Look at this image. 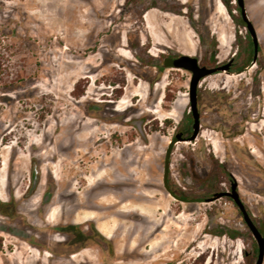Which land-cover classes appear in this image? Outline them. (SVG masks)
Listing matches in <instances>:
<instances>
[{
	"label": "rangeland",
	"instance_id": "1",
	"mask_svg": "<svg viewBox=\"0 0 264 264\" xmlns=\"http://www.w3.org/2000/svg\"><path fill=\"white\" fill-rule=\"evenodd\" d=\"M232 3L230 13L222 0H0V264H255L256 239L230 196L183 201L173 189L206 199L236 180L264 234V0H245L256 62L253 52L243 71L201 81L200 132L174 144L173 194L164 184L167 148L193 122L191 73L164 58H236L250 33ZM189 14L195 52L175 21L189 26ZM54 225L110 236L85 239L89 254L72 258L66 234L65 258L50 260ZM155 226L145 257L116 258L125 235L141 242Z\"/></svg>",
	"mask_w": 264,
	"mask_h": 264
},
{
	"label": "water",
	"instance_id": "2",
	"mask_svg": "<svg viewBox=\"0 0 264 264\" xmlns=\"http://www.w3.org/2000/svg\"><path fill=\"white\" fill-rule=\"evenodd\" d=\"M237 6H238V11L241 16V18L246 22L247 28L249 30L253 46H254V57L249 64L248 67L252 66L257 59L258 52H259V40H258V35L256 32V29L254 27L253 22L251 21L246 5H245V0H237ZM234 61V58H230L227 62L217 64L215 66H208L206 64H201L200 60L197 56H193L190 54L182 53L178 56H166L164 58V67H173V68H179V69H184L187 70L191 73V79H190V84H189V99H190V105H191V111H192V117H193V122H192V134L188 137L184 136L182 132H178L174 138L171 140L166 156H165V165H164V184L166 186V189L172 193V190L169 186L168 183V176H169V168H170V156L172 153V148L174 144L178 141L182 140H194L196 139L197 135L200 132L201 128V121H200V112L198 108V88L201 83V81L207 77L208 75L218 73L221 71L225 72H230L231 65ZM243 69L240 70L243 71ZM139 129L141 133L144 135V131L142 130V121H139L138 123ZM173 194V193H172ZM175 197L178 199H181L183 201H209V200H214L216 198L228 195L230 196L233 201L235 202L236 205H238L240 211L243 214L244 222L247 224L248 228L252 232L253 236L256 239L257 245H258V255H257V260L255 264H262L264 261V234L256 224V222L252 219L248 209L246 208V205L242 201L240 194L238 192V182L236 180H232L231 182V190L230 191H220L217 193L212 194L211 197L209 198H203V199H187V198H182L179 196H176L173 194Z\"/></svg>",
	"mask_w": 264,
	"mask_h": 264
},
{
	"label": "flooded vegetation",
	"instance_id": "3",
	"mask_svg": "<svg viewBox=\"0 0 264 264\" xmlns=\"http://www.w3.org/2000/svg\"><path fill=\"white\" fill-rule=\"evenodd\" d=\"M166 28L168 32V27ZM188 48L191 49V46L189 45ZM194 48H196V46ZM215 56H216V53L214 54V56H212V58H214ZM218 63H219L218 61H215V62L210 61V62H204L201 64H206L208 66H215ZM246 67L247 65H239L237 63L236 58H234V61L230 68V72L239 73L241 69L246 68ZM51 200H52V195L47 194L45 196L44 202L49 203ZM157 227L158 226H155L153 228L146 227L147 229L150 230V232H147L146 235L141 237V240H142L141 242H138L139 238L136 235H131V236L125 235L124 236V239L126 241L125 246L122 249L119 248L116 258L123 259L124 261H133V260L145 257L148 252L145 250V247H142V246H145V242H147L150 239V236L153 234L154 230L157 229ZM87 228L93 230V228L90 226H88ZM47 229H48L47 234H51V235L53 234L55 236L57 235V237H51V238L49 235L46 236L47 239L50 240L48 241L50 245L53 244L52 252L50 253V257H51L50 260H53L55 258H59L63 260V258H65L66 251L63 249V245H66V243L68 242V236L66 234L71 235V241H72L71 245H76L78 247L77 248L78 253L70 252L68 254L72 258L77 257L79 254H84V255L89 254L88 252H85V248L83 247L80 248V246L83 245V243L85 242L84 241L85 239L95 241V240H103L102 234H105L106 236H110V234L108 232L103 231L101 227H98L99 232L93 231L92 234L89 235L88 237H85L84 229L79 225H70L68 229H66L65 226L54 225L51 227H47Z\"/></svg>",
	"mask_w": 264,
	"mask_h": 264
},
{
	"label": "trees",
	"instance_id": "4",
	"mask_svg": "<svg viewBox=\"0 0 264 264\" xmlns=\"http://www.w3.org/2000/svg\"><path fill=\"white\" fill-rule=\"evenodd\" d=\"M222 2L224 3V5L226 6V8L229 10L230 13H232L233 8L235 7V5L232 3V0H222ZM190 16V23L192 25V27L198 32L200 33V28L199 26L196 24L194 18L189 14ZM237 41L239 43V49H238V53L236 55V60L238 64H247L251 61V55L254 52V46H253V42L250 38V36L247 39H241V38H237ZM1 57L2 55H0V67L2 66L1 63ZM160 69H163L162 66H160ZM1 69H0V75H1ZM185 129L186 131L190 132L192 131L191 128V114L187 115V118L185 119ZM218 164V163H217ZM173 192L179 196H184L183 193L180 190H174ZM0 246H1V241H0Z\"/></svg>",
	"mask_w": 264,
	"mask_h": 264
},
{
	"label": "crops",
	"instance_id": "5",
	"mask_svg": "<svg viewBox=\"0 0 264 264\" xmlns=\"http://www.w3.org/2000/svg\"><path fill=\"white\" fill-rule=\"evenodd\" d=\"M175 21L178 22V24L180 25V28L183 30V32H189L193 36V40L196 44V48L192 52L197 51L198 46H197L195 35H194V32H196V30L191 26V24L189 26H187L184 22L180 21L179 19H175Z\"/></svg>",
	"mask_w": 264,
	"mask_h": 264
}]
</instances>
